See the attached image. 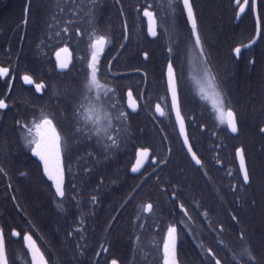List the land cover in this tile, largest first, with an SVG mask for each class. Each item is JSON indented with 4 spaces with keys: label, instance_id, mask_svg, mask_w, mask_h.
<instances>
[{
    "label": "flooded vegetation",
    "instance_id": "1",
    "mask_svg": "<svg viewBox=\"0 0 264 264\" xmlns=\"http://www.w3.org/2000/svg\"><path fill=\"white\" fill-rule=\"evenodd\" d=\"M143 1L145 6L140 10V16L145 8L156 15L157 35L153 39L149 38L145 20L141 17L148 49L163 54L177 49L181 43L178 36L181 25L185 24L189 28L181 0ZM208 1L211 8L206 13L207 41L211 57L208 69L215 76L226 106L231 107L238 122V131L233 135L227 124H222L217 119L212 105L205 103L206 111L198 113L201 116L205 114L209 133L210 161L207 166L210 170L215 166L219 168L218 176H216L219 181L213 182L216 187L212 188V196L216 194V202L221 203L220 195L225 194L223 189L225 185L230 186V177L237 174L244 185L249 184V180L245 184L241 178L236 151L245 146L246 129L261 125V110L264 108V0H248V5H244V0H240V5L245 7L243 13L239 11L237 0ZM1 3L0 1V9L3 7ZM215 3L218 6L222 4L221 6L225 7L224 10H214ZM81 29L82 27L76 31L77 39H80L76 52L67 45L53 48V44H49L48 47L51 49L46 53V67L37 73L31 60L18 57L20 44L3 42L4 31L2 27L0 28V68L9 70L7 76L0 77V99L8 105L7 108L0 109V168L3 169L0 177L19 179L30 178L36 174L35 164L39 165V163L32 154L34 145H29L27 139L31 137L26 139L25 136L29 127L39 123L42 116H47L56 125L63 139L61 162L65 169L64 197L57 198L53 192L55 199L60 201L65 222H47V239L60 243L66 255L75 253L80 258V264H97L101 254L105 255L108 252V246L99 241L107 239L108 227L109 229L112 227L113 230L114 225H106L107 230L100 231L98 222H86L85 219L89 217L88 212L92 211L91 208L111 200L112 207L118 210L122 219V222L118 224V231L124 240L129 241L126 226L127 222L129 223V185H134V181L129 180V174H131L137 176L136 188H141L143 193V222H168L169 225L165 228L162 237L163 241L170 226L177 229V264H179L178 227L182 222H192L187 208L184 205L183 209L180 207L182 205L179 196L180 171L170 169L172 167L168 165L171 163L169 157L165 156L163 159L161 156H154L148 148H138L149 150L150 157L140 172L132 174L130 169L135 160V153L129 167V128L132 127L133 115L141 113L144 125L158 133L163 128L174 126L182 145L172 115L165 72L168 64L172 63L181 116L188 136L187 123L181 106V96L185 93V87L189 85L184 84L185 58L176 63L171 60L156 62L149 61L147 53H143V61L147 63L143 70H129V51H126L128 38L125 43L124 32L122 43L118 47L110 43L104 46V52L98 57L97 85L89 91L85 85L90 76L88 66L93 51L90 45L96 37L88 38L85 43L82 42ZM189 30V39L182 37L186 47L194 40L193 30L190 28ZM67 34L68 32L65 31L63 35L66 37ZM55 36L62 37L58 32ZM162 36L165 38L161 39ZM50 39L52 40L51 36ZM63 47L70 51L71 63L64 71H58L54 54ZM236 48H240L239 53L235 51ZM222 49L228 51L225 59H222V53L219 52ZM122 56L127 57L123 61L125 67H121V64L116 67V64L122 60ZM222 64H224L223 68L220 67ZM133 74L142 78L141 84L139 81L134 85ZM25 75L31 77V84L24 82ZM154 78L156 79L152 80ZM131 88H134L135 92ZM129 91L132 92V98L138 105L134 113L128 106ZM192 96L196 98L193 94ZM157 104L164 110L165 115L161 116L155 111ZM93 106L101 118L99 125L84 119V116L88 114L86 110ZM121 113H127V116L123 117ZM252 120L257 122H251ZM215 124L222 128L223 134L214 139ZM262 128L264 126H260L259 131L264 134L261 131ZM77 129L80 131L77 132ZM194 139L192 138V141ZM113 140L116 141L115 145L112 143ZM189 143L191 144L190 139ZM230 147L233 154L230 161H224L223 158L214 160L217 157V151H223L226 155L229 154ZM192 149L202 161L200 165H196L189 159L192 166L198 169L203 164V158L198 156L193 145ZM249 151L252 152L251 149ZM245 165L250 175L251 168L249 169L246 158ZM39 168L42 175L40 165ZM49 185L52 189L50 183ZM73 194L77 195V198ZM69 201L77 202V207H81L76 222H67ZM149 203L153 205L150 213L143 211L144 206ZM85 205L86 209H84ZM218 206L223 207V204ZM13 231L20 235L15 238L11 234ZM25 234L31 235L36 242V236L31 232L23 230L10 232V236L21 243L24 251L22 238ZM188 234L190 235L191 232L188 231ZM36 244L47 260L45 251H42L37 242ZM113 260L116 259H109L106 263L110 264ZM116 261L121 264L118 260ZM28 262L30 264L29 259ZM47 263L49 264L48 260ZM214 263L216 264V260ZM102 264L105 262L103 261Z\"/></svg>",
    "mask_w": 264,
    "mask_h": 264
},
{
    "label": "trees",
    "instance_id": "2",
    "mask_svg": "<svg viewBox=\"0 0 264 264\" xmlns=\"http://www.w3.org/2000/svg\"><path fill=\"white\" fill-rule=\"evenodd\" d=\"M0 1L3 6L0 9L3 42L20 44L18 57L31 60L37 73L46 67V53L51 49L49 44L52 43L53 48L67 45L76 52L80 42L76 31L80 27L83 33L82 42H87L88 38L105 36L112 46L118 47L123 40L124 24L127 25L126 51H129V70H143L147 64L143 61V53H147L149 61L156 62L171 60L176 63L185 58L186 46L182 37H190V30L185 24L179 30L181 43L177 49L165 54L148 49L143 19L139 13L145 6L143 0ZM191 4L197 21L203 62L208 68L211 57L207 41L206 13L211 8L208 0H191ZM219 5L215 3L213 9L219 11L225 8L222 4ZM65 28L69 29L66 37L63 35ZM57 32L62 37H56ZM219 52L222 53V59H225L228 51L222 49ZM125 58L127 57L122 56L116 67L120 64L125 67ZM223 65L220 67L223 68ZM132 76L134 85L139 81L141 84V77L136 74ZM131 89L135 92L134 88ZM181 97L188 136L198 156L203 158L202 166L198 169L192 166L174 126L163 128L158 133L145 126L141 113H137L133 115L132 127L129 128V167L135 150L148 148L154 156H161L163 159L165 156L169 157L171 163L168 165L172 167L170 169L180 171L179 196L182 205L190 212L192 222H182L178 227L179 264H215L214 260H219L220 264H264V134L259 131V127L264 126V108L261 110V125L245 131L246 142L243 150L248 167L251 168L249 184L244 185L237 174L230 177V186L223 187L225 194L220 195L222 200L219 203L216 202V194L212 196V188L216 187L213 182L219 181L216 179L219 168L215 166L210 170L207 166L210 161L209 133L205 114L198 115L201 111H206V105L192 96L188 85ZM213 134V138H217L223 134L222 128L215 124ZM192 138H195L194 141ZM229 149V154L226 155L223 151L216 150L217 157L214 160L223 158L224 161H230L233 157L232 147ZM35 166L36 174L30 178L0 177V229L4 234L8 264H29L21 243L10 236L12 230L33 233L36 242L45 251L49 264H80V258L75 253L66 255L60 243L47 239V222L65 221L60 201L55 199L49 183L42 177L39 165L36 163ZM136 179L137 176L129 174V180L134 181V185H129V223L126 226L129 241L124 240L118 231V224L122 219L118 210L112 207L111 200L100 203L88 212L86 222H98L100 231L107 230L106 225H114L113 230L108 227L107 239L99 241L108 246V252L101 254L97 264H102L103 261L107 264L112 258L121 264H162V237L169 224L143 222V193L141 188H136ZM73 196L77 198V195ZM218 204H223V207ZM77 205V202L69 201L67 222L77 221L81 209ZM86 208L85 205L84 209ZM187 230L191 232L190 235Z\"/></svg>",
    "mask_w": 264,
    "mask_h": 264
},
{
    "label": "snow or ice",
    "instance_id": "3",
    "mask_svg": "<svg viewBox=\"0 0 264 264\" xmlns=\"http://www.w3.org/2000/svg\"><path fill=\"white\" fill-rule=\"evenodd\" d=\"M184 8L187 10L188 19L191 21L193 34L195 35V43L197 46L201 44L200 37L197 34L196 28V20L193 15L192 5L190 0H183ZM237 5L239 6V11L243 13L245 11V7L240 5V0H237ZM244 5H248V0H244ZM254 6V4H253ZM27 11V9H26ZM63 11V9H61ZM143 15L148 18L149 27L148 32L151 36L155 37L157 35L156 31V15L152 11L145 8L143 11ZM68 23H71L69 21ZM127 25H125V29ZM69 29L65 28V31ZM259 31V28H258ZM79 34V33H78ZM127 39V36L124 37ZM109 43V40L105 36H96L93 43L90 45L93 49L91 55V61L89 63L90 76L85 87L91 91L93 87L97 85V73H98V57L104 52V46ZM63 51L67 52V48L63 49ZM235 51L237 53L240 52V48H236ZM59 59V56H58ZM59 67L61 69L68 68V63L61 61L59 63ZM9 70L7 68H0V77L7 76ZM25 83L31 84L32 79L30 76L25 75L23 77ZM197 85L199 86V91L202 95V98L211 99V103L214 111L217 114V119L220 123H226L228 128L232 133H236L238 131V122L236 118V114L231 109V107L226 106V102L223 98L221 91L219 90V86L216 82L215 76L211 73L210 69L206 66L202 68V73L199 78L196 80ZM168 88L170 90L172 96V108L175 110L176 118L179 123L180 133L184 137V144L188 148V152L191 153L192 159L195 161L197 165H200L202 161L197 157L196 153L192 149V145L189 143L188 136L185 132L184 120L181 116L180 104L177 95V87H176V78L173 69L172 63L168 64ZM39 91V88L37 89ZM128 97H132V92L129 91L127 93ZM133 111H136L138 105L135 103H130L128 105ZM8 105L5 103L3 99H0V109L7 108ZM87 115L84 116L85 120H91L93 124L99 125L101 123V118L98 116L96 108L89 107L87 110ZM155 111L158 112L161 116L165 115L164 110L161 108L159 104L155 105ZM121 116L126 117L127 113H121ZM80 129H77L79 132ZM107 131V129H104ZM264 132V128L261 129ZM31 137V139H27ZM25 138L29 145H34L32 148L33 154L38 156L39 159L43 162L44 173L47 175L49 180H52L55 185V193L58 197H64V176L65 169L61 162V152L63 147V139L60 133L57 131L56 125L53 123L51 119L47 116H42L39 123H34L32 127L28 128ZM113 145L116 144V141H112ZM149 155L147 149L141 150L138 153L140 159L137 160V165L132 168L133 172L138 171L141 161L146 159ZM236 155L240 160L241 171L243 172V179L245 182L249 180V175L247 168L245 167V157L243 149H238ZM3 169L0 168V172ZM95 200V197H93ZM183 209V205L180 206ZM153 209V205L151 203L146 204L143 208L145 212H151ZM177 229L173 226L168 228L167 239L164 241L163 245V260L164 264H177V249H176V241H177ZM13 236H19L20 234L16 231L12 232ZM26 246L31 252L32 255V264H46V261L43 257V254L40 252L39 248L36 247V242L33 240L32 236L29 234H25L23 237ZM250 255V253H249ZM0 264H8V258L6 255V247H5V239L3 230L0 229ZM112 264H117L116 260L112 261ZM216 264H220L219 260H216Z\"/></svg>",
    "mask_w": 264,
    "mask_h": 264
},
{
    "label": "water",
    "instance_id": "4",
    "mask_svg": "<svg viewBox=\"0 0 264 264\" xmlns=\"http://www.w3.org/2000/svg\"><path fill=\"white\" fill-rule=\"evenodd\" d=\"M181 5H182L183 11H184V15H185V18H186V21H187L188 27H189L190 29H192V24H191V21H189V19H188V13H187V10L184 8L183 0H181ZM141 17L145 20V24H146V32H147V34L149 35V38H151V39L155 38V37L151 36V35L149 34V32H148L149 21H148V18L145 17V16L143 15V11H142V13H141ZM124 32H125V36H127V30L125 29V27H124ZM127 38H128V36H127ZM126 42H127V39H125V43H126ZM63 49H65V47H63V48L57 50V51L55 52V54H54V60H55L56 65H57V67H58V71H64V69H61V68L59 67V63H60L61 61L67 62V63H68V66H69L70 63H71V58H72V56H71L70 51L67 49V52H65V51H63ZM58 56H59V59H58ZM144 58H145V56H144ZM165 81H166V86H167V91H168L169 100H170V103H171L172 115H173V118H174L175 125H176V127H177V131H178V134H179L180 140H181V142H182V146H183V148H184L186 154L188 155L189 159H190L193 163H195V161L192 159V155H191V153L188 152V148H187V146L184 144V137H183V136L181 135V133H180L179 123H178L177 118H176V113H175V110L172 108V96H171L170 90H169V88H168V66H167V69H166V72H165ZM130 103H135V104H136V102L134 101V99H133L132 97L129 98V103H128V104H130ZM129 109H130L131 112H133V113L136 112V111H133L130 107H129ZM184 125H185V124H184ZM228 129H229V128H228ZM229 131H230L231 134H233V135L235 134V133H232L230 129H229ZM185 132H186V129H185ZM186 134H187V132H186ZM141 150H144V149H137L136 152H135V160H134V163H133V165H132V167H131V169H130V172H131L132 174H136V173L140 172V171L143 169V167H144L145 163L147 162L148 158L150 157V151L148 150V152H149L148 157H147L146 159H143V160L141 161V164H140V166H139L138 171L133 172V171H132V168H133L134 166L137 165V160L140 159V157L138 156V153H139ZM237 150H238V149H237ZM236 153H237V151H236ZM32 154H33V152H32ZM33 156L35 157V159L37 160V162H38L39 165L41 166V171H42V175H43V177H44V178H45V179L51 184L55 196H56L57 198H61V197H58V196L56 195V193H55V185H54L53 181H52V180H49L48 177H47V175H45V173H44L43 162L39 159L38 156H36V155H34V154H33ZM236 161H237V165H238V168H239V171H240V174H241V178H242L243 182H244L245 184H247L248 181L245 182L244 179H243V172L241 171L240 160H239V157H238L237 155H236ZM195 164H196V163H195ZM196 165H197V164H196ZM245 167H246V165H245ZM11 234H12V233H11ZM12 236H13V235H12ZM14 237L16 238L17 236H14ZM23 237H24V236H23ZM166 239H167V235L165 236L164 241H165ZM164 241H163L162 249H161L162 264H164V260H163V245H164ZM22 243H23V247H24V249H25V251H26V253H27V256H28V259H29V261H30V264H32V255H31V252H30V250L28 249V247L26 246L25 241H24L23 238H22ZM36 247H38L37 244H36ZM176 249H177V241H176ZM40 252H41V251H40ZM43 257H44V256H43ZM44 259H45V257H44ZM45 261H46V259H45ZM46 264H48L47 261H46ZM110 264H112V261L110 262ZM117 264H118V263H117Z\"/></svg>",
    "mask_w": 264,
    "mask_h": 264
},
{
    "label": "rangeland",
    "instance_id": "5",
    "mask_svg": "<svg viewBox=\"0 0 264 264\" xmlns=\"http://www.w3.org/2000/svg\"><path fill=\"white\" fill-rule=\"evenodd\" d=\"M140 13V12H139ZM193 42L191 44H188L187 47H185V62L183 66V72H184V84H189L188 87L190 88V92L193 91V95L196 96V98L202 100L204 103H208L212 105L211 99H205L202 98V95L199 91V86L196 83V80L199 78V76L202 73V68L205 66L203 62V51L201 48V44L199 46L195 43V35ZM165 38V37H164ZM163 36L161 39H164ZM217 117V114H216Z\"/></svg>",
    "mask_w": 264,
    "mask_h": 264
}]
</instances>
